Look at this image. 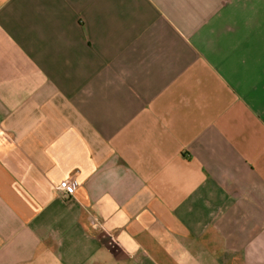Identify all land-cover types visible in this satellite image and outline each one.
<instances>
[{
    "label": "crops",
    "instance_id": "1",
    "mask_svg": "<svg viewBox=\"0 0 264 264\" xmlns=\"http://www.w3.org/2000/svg\"><path fill=\"white\" fill-rule=\"evenodd\" d=\"M0 264H264V0H0Z\"/></svg>",
    "mask_w": 264,
    "mask_h": 264
},
{
    "label": "built area",
    "instance_id": "2",
    "mask_svg": "<svg viewBox=\"0 0 264 264\" xmlns=\"http://www.w3.org/2000/svg\"><path fill=\"white\" fill-rule=\"evenodd\" d=\"M76 182L75 179H65L57 186V189L61 191L63 195L71 194L75 190Z\"/></svg>",
    "mask_w": 264,
    "mask_h": 264
}]
</instances>
